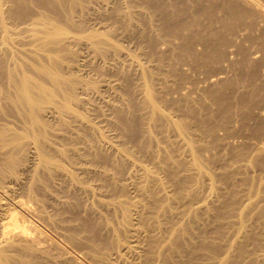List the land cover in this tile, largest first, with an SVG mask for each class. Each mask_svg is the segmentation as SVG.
I'll use <instances>...</instances> for the list:
<instances>
[{"label": "bare ground", "instance_id": "6f19581e", "mask_svg": "<svg viewBox=\"0 0 264 264\" xmlns=\"http://www.w3.org/2000/svg\"><path fill=\"white\" fill-rule=\"evenodd\" d=\"M91 1L0 0V83L7 81L6 87H0V112L19 119L22 125L20 131H14L8 119L0 117L1 150L18 146L22 154L25 140L35 144L28 150L33 162L21 167L29 171L26 182L15 177L5 181V173L14 172L19 154L0 153V264H84L88 257H74L66 247L86 243H90L89 250L98 252L108 264H136L121 256L118 250H109L121 242L120 227L127 230L129 226L131 229V222L138 219L140 209L139 204L125 199V189L119 184L121 179L126 182L131 179L136 196H149L150 213L144 214L142 219L149 231L148 250H145L148 261L142 259L140 264H264V250H257L258 241L262 243L264 238V217L254 222L249 228L250 233L246 234V220L240 217L233 224L216 225L220 219L216 207L210 210L207 206V202L213 199L211 194L199 201H189L183 211H173L166 203L169 196L156 181L155 169L166 170V164H172L173 145L165 131L161 132L160 140L152 135L153 130L173 129L179 137L178 142L184 145L190 156L188 170L191 172L188 173L191 175L174 182V197L180 198L188 183L198 185L200 176L209 180V174L202 168L204 165L194 150V142L187 137L186 125L177 124L166 115L155 94L161 93L166 98L179 91L177 81L187 83L191 90L199 88L202 97L213 99L223 111V115L218 114L219 121H226L225 108L232 100L230 86L237 85L229 83L228 79L223 81L219 75L231 74L238 83L242 80L247 88L251 86L252 90L246 91L248 96H253V89L260 85L257 80L248 83V69L243 66L246 64L256 77L259 61L264 63V4L256 0H132L149 19L144 21L139 17V28L136 29L132 19L139 11L128 10L131 2L124 7L121 0H114L116 3L107 16L114 20L119 31H145L146 38L155 37L166 46V50L157 55L149 52L164 73H158L152 67H142L131 59L129 65L139 76L137 86L130 74L123 71L120 82L114 79V83L109 81L103 85L109 96L106 98L97 90L99 82L96 86L93 77H83L75 72L76 62L89 63L86 56L78 54L72 61L64 58L67 53L73 54V46L78 44L99 55L97 57L108 70L109 65L111 69L116 66L110 63V59H104L106 52L117 48L109 30H85L84 20L88 17L86 12ZM78 14L84 20H76ZM34 26L40 29L32 31ZM78 29L82 31L81 35H78ZM19 36L24 39H18ZM29 36L37 42L36 55L31 58L22 55L19 61L11 64V46L27 41ZM252 49L254 53H260L257 60L252 58ZM165 53L169 55L167 64H164ZM179 66L181 70L178 69L174 76L173 71ZM214 68L221 69L207 73ZM118 86L121 103L118 102L120 95L116 93ZM135 89L141 93L140 101L135 98ZM261 94L257 93L258 96ZM240 102L248 106V98L241 97ZM199 103L202 104L201 100ZM105 110L110 111V118H105V123L110 122L122 138L117 145V141L104 138L95 128L94 121L101 120ZM205 110V116L196 120L200 134L213 133L218 127L214 111ZM94 132L95 143L91 139ZM144 134L148 142H160L163 147L157 149V161L153 167L139 166L140 169L133 170L135 163L127 156L134 153L128 148L129 143L134 142L136 150L152 160L156 157L157 151L143 144ZM78 143L98 162L113 164L116 173L121 172L120 156L131 166V178L97 170L105 188L119 191L117 197L108 194L98 183L86 184L66 167V164L77 165L78 169L84 159L81 157L78 161ZM102 152H109L110 156ZM96 166L104 165L97 163ZM82 169L88 171L90 168L85 166ZM59 181L62 182L57 188L60 194L50 196V187ZM15 186H20L21 190L13 188ZM98 186L108 199L98 201L94 206L92 201L96 198L92 194L94 187ZM91 206L94 208H90V214L80 215ZM107 212L108 215H104ZM259 213L264 215V206ZM152 216H162L163 219ZM116 219L117 226L113 221ZM47 228L59 229L57 233L65 237L66 243H59L56 235L46 232ZM222 228H226V236L230 231L231 237L239 241L235 250L231 239L222 250L213 245L210 235L206 234V230L214 231V239L221 242ZM129 237V241L120 243L119 248L133 258L139 257L134 251L139 237L135 234ZM193 238H198L199 242L192 247L189 245ZM51 250H56L63 258L50 260Z\"/></svg>", "mask_w": 264, "mask_h": 264}, {"label": "rangeland", "instance_id": "374dc122", "mask_svg": "<svg viewBox=\"0 0 264 264\" xmlns=\"http://www.w3.org/2000/svg\"><path fill=\"white\" fill-rule=\"evenodd\" d=\"M256 1H261V3L264 4V0ZM121 2L124 7L127 3L131 2V6L128 8V10L139 11L138 13H134L132 19V24L136 29L139 28V17L144 21H149L147 15L141 12L140 7L137 4H133L132 0H121ZM115 3L116 2L114 0H92L89 4V9L86 12L88 17L84 20V18L78 14V18L76 17V20L79 21L80 18H82L85 21V30H109L111 40L113 44H116L117 48L113 49L112 52H106L107 54L105 55L104 59H110V63L113 65L115 64L116 66L111 69V65H109L110 70H108L107 67L105 68L103 63L100 62V59L97 57L99 55L93 54L84 45L78 46L77 44L76 46H73V54L69 55L67 53L64 55V58L68 59L69 61L74 60L78 56V54L86 56L87 59H89V63L87 64H83L84 62H80V64L76 62L75 72L76 74H83V77H93L96 86L99 82V88L97 87V90L99 91V94L105 96L106 98H109V96L103 85L109 81H112V83H114V79H118L120 82V74L123 71L130 74L133 82L135 83V86H137V83L139 82V76L136 74L134 68L129 65L131 63V59L136 60L142 67H147L148 69L152 67L154 71L158 73H164L163 69H158L155 61L150 57L149 52L151 51L155 53V55L160 54L162 51L166 50V46L161 44V42L155 37L146 38L144 36L145 31L143 33L119 31L116 28L114 20H110L107 16L110 8ZM34 29L39 30L40 28L34 26L32 28V31H34ZM81 32L82 31L78 29V35H81ZM27 38V41H19L18 43H14L11 46V49L9 51V53H11V64L19 61V57L22 55L29 56L30 58L36 55L37 42L34 38L32 39L31 36ZM18 39L24 38L19 36ZM253 51L254 50L252 49V58L254 60H257L260 57V53H254ZM168 57L169 55L165 53L164 64H167L166 62L168 61ZM120 62H123L125 65H127L128 68H133V70L123 67ZM263 64V62L259 61V69H257L258 75L256 77L253 75L250 68L246 64H244L243 66L244 68L248 69L246 70L249 76L248 83L253 82V80H257L260 83L259 86L253 89V92L251 93L253 94V96H248L246 91L248 90L250 92V90H252V87L250 86L249 88H247L246 84L243 85L241 80L243 79V77L240 78L236 75L241 80V83H238L233 79L231 74L219 75L220 79H222L223 81L228 79L229 83L237 85V87L230 86V88L233 89L230 91L232 100L229 106L225 108L227 110V112H225V120H227L223 122L219 121L220 118L218 117V114L223 115L222 108H219L215 104L213 99L209 97H202L199 88L191 90L187 83H180V81H177V84H179V91L173 95H168L166 98L161 93L155 94L160 109L177 124L178 122H182L186 125L188 132L187 135H189L187 137L189 140L194 142V150L199 154L200 160L204 165L202 166V168L205 169L204 171L209 174V180H207L203 176H200V183L198 185L188 183L184 187L181 197H174V191L176 188L174 182L191 175L190 173H188L191 172V169L188 170L190 156L187 155L184 145L178 142L177 139L179 137H177L178 135L174 132L173 129L165 128L163 130H153L152 135L159 140L162 135L161 132L165 131V136L171 140L173 145L171 149L172 164L168 162L166 164V170H162L159 168L155 169L156 181L159 182L161 186H163V189H165L167 195L169 196V198L166 200V203L170 207H172L173 211H183L182 209L189 203V201H199L202 200L205 196L211 194L213 196V199L211 202H207V206L210 210H212L214 206L216 207V214L218 218H220L216 221L217 226H220L222 223L233 224L236 218L240 217L246 220L245 233L248 234L251 231L249 228H252L253 223L261 221L263 219L264 215H261L259 213V209L264 206V112L262 111L264 109ZM178 69H180V66L177 67L175 71H173L174 76L176 75V71ZM218 69L221 68H214L213 70L207 71V73L214 72ZM102 79L108 80L103 81ZM1 82L2 83H0V87L7 86L6 80H3ZM169 82H172V78H170ZM191 87L195 88V86ZM261 92L262 94L258 96L257 93ZM116 93L120 95L119 86L116 88ZM141 97V93L136 90L135 98L140 101ZM241 97H245L246 99L248 98V106L245 107L241 104ZM177 100L180 101L178 102ZM199 100H201L202 104L199 103ZM121 101L122 97L120 95L118 102L121 103ZM169 104L172 106H168ZM205 108H207L210 113L214 111V119L218 127L214 130L213 133L202 132V134H200L201 130L198 128L196 120L197 118H202L205 116ZM103 113L104 116L101 120L94 121L95 128L104 136V138H107L108 140L112 139L115 142L117 141V145L122 141V138L118 135L117 131H115L111 127L110 122L105 123V121H107L105 118H110V111L105 110L103 111ZM0 117L8 119L14 131L17 130L18 132L22 129V125L19 119L17 120L13 116H10L9 114L7 115V113L2 112H0ZM51 125L52 127H54V124ZM111 130L114 132V136ZM94 134L95 132L93 133V138L91 139L95 143ZM97 139L98 137H96V141ZM60 140L62 143H64L63 139ZM142 141L143 144L149 145L151 149L156 151L159 147H163V144L160 142H148V137L146 136V134L142 136ZM22 145V154L20 153L18 146L1 150L2 147L0 145V153L2 155H6L8 152L19 154V161L17 162L18 164L14 172L11 174L5 173V181H8L10 177H15L22 181L24 179V182H26L27 178L29 177V171L26 172V170H22L21 167L26 163V165H30V163L33 162L30 153H28V150L31 149L30 147H35V144L29 140H25ZM128 148L134 152L131 155H127L128 157L133 159L132 161L135 163L133 170L140 169L139 166L151 168L157 161L158 151L156 153L155 159L152 160L151 157L145 156L138 152L135 148L134 142L129 143ZM177 149L181 150L182 152L177 151ZM24 152L26 153L25 157L23 155ZM102 153L110 156L109 152ZM81 157H83L84 159L78 164V169L77 165L66 164V167L70 170H73V172L77 174L78 177L81 178L86 184L91 185L98 183L101 188L107 190L108 194L112 196L117 197L119 195V191H117L116 189L105 188L102 184V180L97 173V170H105L104 172L117 174L119 175V177L123 176L122 178H124L125 176L131 178L130 173L132 172V168L126 163L125 158H123L122 156H120L119 158L122 164L121 172L117 171V173L116 168L113 164H102L98 162V160L94 158L93 154L84 152L80 148V144L78 143V161ZM97 163L104 166H96ZM85 166L89 167L90 169H88V171L83 170L82 167ZM93 166L100 169L93 168ZM34 167L35 166H33L31 170H33ZM83 171H87V173ZM104 172L102 173L104 174ZM94 179H96V181H94ZM130 181L126 182L124 179H121L119 180V184H121V186L125 189V199L129 203L139 204L140 209L138 219H134L131 222V229L129 226L127 230H125L123 226L120 227L119 231L122 235L119 238L121 241L120 243H126L130 239L129 235H137L139 237V241L135 243L134 251L139 254V257L133 258L131 254H127L126 250H122L121 248H119L120 243L109 250H118L117 252L121 256L125 257L129 262L140 264L142 259L145 262L148 261V258L145 255V250H148L147 236L149 231L143 224L142 219L144 214L149 215L150 213L149 196H136V192L134 191L135 188L132 184V181ZM61 185V181L57 183L55 182L54 186L52 184V186L50 187L49 195L53 196L57 193L60 194L57 188H59ZM99 186L94 187V192L92 194L93 198H96V200L92 201L94 206L97 205L98 201H105L108 199V197L99 189ZM13 188H17L18 191L21 190L20 186H15ZM245 203L247 204L245 205ZM89 205L91 204L89 203ZM94 206L88 207L84 212L81 211L80 215L86 216L87 214H90V208H94ZM104 215L107 216L108 212ZM152 217L163 219L162 216ZM117 220L118 219L113 220L115 222V226H117ZM222 229L223 240H221V242H218L214 239V231L211 232L212 230H206V234L210 235L212 244L221 247L222 250H225V244L229 243L231 239L233 250H235V247L238 245L239 241H236L231 237L230 231L226 236V228ZM57 231L60 230L54 228H47L46 230L49 235H56V240L59 243H66L65 237L63 235H59ZM82 238L83 236H81L80 239ZM83 241L84 239H82V242ZM261 241L264 244V238H262ZM198 242V238H193L189 246H192ZM258 243L260 244V246L257 248V250H264L262 243L260 241H258ZM89 246L90 243H86L81 246H78L77 244L75 246H67L66 248L74 257H78L79 255L81 257L86 256L90 258L85 259L86 261L84 262V264H108V261L106 259L100 258L98 256V252H96L95 250H89ZM57 257L63 258L60 257V254L56 252V250H51L50 260ZM112 263L118 264V262Z\"/></svg>", "mask_w": 264, "mask_h": 264}]
</instances>
